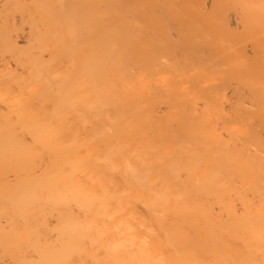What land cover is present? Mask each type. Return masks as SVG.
Returning a JSON list of instances; mask_svg holds the SVG:
<instances>
[{
  "label": "bare ground",
  "instance_id": "1",
  "mask_svg": "<svg viewBox=\"0 0 264 264\" xmlns=\"http://www.w3.org/2000/svg\"><path fill=\"white\" fill-rule=\"evenodd\" d=\"M0 59V264H264V0H0Z\"/></svg>",
  "mask_w": 264,
  "mask_h": 264
},
{
  "label": "rangeland",
  "instance_id": "2",
  "mask_svg": "<svg viewBox=\"0 0 264 264\" xmlns=\"http://www.w3.org/2000/svg\"><path fill=\"white\" fill-rule=\"evenodd\" d=\"M2 64V61H1V59H0V65ZM14 68V70H16V67L15 66H13ZM19 71V74H22L23 73V71L22 70H18Z\"/></svg>",
  "mask_w": 264,
  "mask_h": 264
}]
</instances>
